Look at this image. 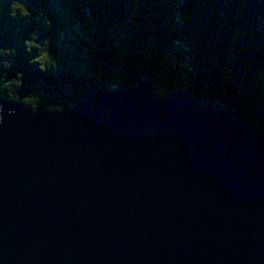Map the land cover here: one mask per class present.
<instances>
[{
  "label": "water",
  "instance_id": "obj_1",
  "mask_svg": "<svg viewBox=\"0 0 264 264\" xmlns=\"http://www.w3.org/2000/svg\"><path fill=\"white\" fill-rule=\"evenodd\" d=\"M0 264H264V132L147 76L0 95Z\"/></svg>",
  "mask_w": 264,
  "mask_h": 264
},
{
  "label": "trees",
  "instance_id": "obj_2",
  "mask_svg": "<svg viewBox=\"0 0 264 264\" xmlns=\"http://www.w3.org/2000/svg\"><path fill=\"white\" fill-rule=\"evenodd\" d=\"M72 50L86 71L70 69ZM143 76L264 132V0H0L4 98L61 112Z\"/></svg>",
  "mask_w": 264,
  "mask_h": 264
},
{
  "label": "rangeland",
  "instance_id": "obj_3",
  "mask_svg": "<svg viewBox=\"0 0 264 264\" xmlns=\"http://www.w3.org/2000/svg\"><path fill=\"white\" fill-rule=\"evenodd\" d=\"M65 40H67V39H65ZM73 49H74V47H73ZM69 56L70 57H66L65 60L69 64H71L70 69L77 71V70H75L77 68V69H81V70L86 71L85 66H84V60L82 59L81 54L76 53V52H74V50H72V52L69 53ZM58 72H59V70H58ZM60 72H61V70H60Z\"/></svg>",
  "mask_w": 264,
  "mask_h": 264
}]
</instances>
